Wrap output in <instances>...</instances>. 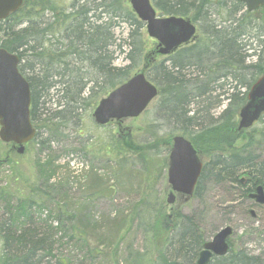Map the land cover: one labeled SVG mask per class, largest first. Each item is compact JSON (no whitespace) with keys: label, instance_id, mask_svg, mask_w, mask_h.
<instances>
[{"label":"trees","instance_id":"16d2710c","mask_svg":"<svg viewBox=\"0 0 264 264\" xmlns=\"http://www.w3.org/2000/svg\"><path fill=\"white\" fill-rule=\"evenodd\" d=\"M152 1L163 16L190 18L198 27L195 42L167 57L158 55L155 42L144 33V23L127 0H74L69 6L62 0H25L16 13L0 21V47L19 56V70L31 89L30 116L37 132L29 146L38 147L39 156L69 130L87 147L82 112L93 110L102 97L147 66V78L159 90L150 115L171 128L165 144L169 147L172 137L180 134L198 152L209 155L194 196L200 198L210 180L237 184L244 198L264 182V158L255 150L259 145L264 148V126L256 136L249 134L246 144L237 146L246 134L238 129V113L248 90L264 72V57L249 53L252 41L264 50V31L256 19L260 11L248 13L236 0ZM123 23L129 26L127 37L116 44V31ZM123 45L128 64L117 66L114 47L120 50ZM253 55L256 61L248 62ZM224 100L226 106L216 115ZM260 121L264 122V115ZM136 153L141 162L118 160L111 171L113 179L122 175L121 179L130 180L133 169L128 166L146 175L147 155L139 149ZM35 167L37 183L33 182L26 197L15 200L11 190L0 187V264H101L106 244L117 237L124 239V233H119L123 225L137 220L142 232L152 228L156 208L148 196L140 198L134 217L124 218L119 225V218H114L106 231L97 234L99 227L90 222L98 223L85 205L99 200L104 191L113 192L104 178L91 169L83 184L89 199L69 202L62 195L69 194L68 186L77 176L72 171L58 174L54 164L42 157ZM243 174L249 178L245 187L239 181ZM46 206L49 211L42 218L39 214L47 211ZM168 219L172 220L165 227L170 231L161 257L149 264H177V258L182 264H194L208 240L200 220L181 212ZM68 245L85 256H67L62 250ZM130 254L133 263L145 262L146 252ZM210 264H264V256L231 247L226 256Z\"/></svg>","mask_w":264,"mask_h":264},{"label":"rangeland","instance_id":"374dc122","mask_svg":"<svg viewBox=\"0 0 264 264\" xmlns=\"http://www.w3.org/2000/svg\"><path fill=\"white\" fill-rule=\"evenodd\" d=\"M73 1L62 0L65 6H69ZM256 16V19L259 18L257 20L258 26L264 31V9L260 10ZM128 30L129 26L123 23L116 31V36L119 38L116 44H122V40L127 37ZM252 44L249 53L254 51L264 57V50L260 51L261 48L257 42L252 41ZM114 49L115 64L117 66L128 64L125 59L126 52H124L127 51L126 46L123 45L120 50L117 47ZM256 58L253 55L248 58V62H255ZM156 100L137 118L111 122L106 126L95 125L92 117L94 109L86 108L82 112L86 131L84 135L82 134V138H89L87 147L81 146L79 140L76 139V133L71 134L69 130H65V139L53 140L51 146L48 147L50 149H46L39 156L38 147L30 145L23 155H18L15 152H10V145L0 140V162L5 161L4 159L9 155L7 161L0 164V187L11 190L16 196L15 200L26 197L33 182L37 183L36 178L38 176L35 164L38 158L42 157L54 164L58 174L72 171L73 175L77 176L74 177L75 179L72 177V185L71 187L68 186L69 194L63 193V199L69 202L73 199H80L84 202L89 199V193L87 190L85 191L83 184L88 180V172L93 169L95 173L99 174L98 176L104 178L107 187L113 189V192L104 191L99 200H91L89 204L85 205L88 213L93 215L94 220L98 223L90 222V224L99 227L97 234L106 231L114 218H119L117 223L119 225L124 218L134 217L140 206V198L142 197L144 200L151 196L156 209L153 212L154 219L151 222L150 231L142 232V229L138 227L137 220L123 225V230L119 233H124V239L117 237V239L110 241L112 243L106 244L104 247L106 257L101 264H135L129 258L131 256L130 251L146 252L143 264L159 260L170 231V228L165 227V223L172 220L168 219L173 218L170 215L174 216L178 212L199 219L201 229L208 235V240H211L222 227L231 226L233 234L229 238V243L233 250H244L251 255L264 256V206H257L249 199L240 198L237 184L216 183L208 180L200 198L195 196L184 198L177 195L174 205L167 203L168 192L170 191V186L167 183L169 147L165 144V140L170 137L168 133L171 128L154 120L150 115V110L157 102ZM226 104L227 101L224 100L216 111V115L222 112ZM238 121L239 116H237ZM263 126L264 122L259 120L252 128L246 130V134L240 138L237 146L246 144L248 135L256 136L258 130ZM90 138H92L91 141ZM90 142H92L91 146H89ZM138 149L142 155H147L149 168L146 169V175L142 172L139 173L138 167L128 166L133 169L130 180L121 179L122 175L113 179L111 171L117 167L118 160L133 159L135 162H141L137 157L139 153H136ZM255 150L264 158L262 146L259 145ZM199 152L203 163L208 162L210 159L208 153ZM61 166L63 167L59 168ZM240 174L241 172L238 175ZM20 190L21 192H18ZM19 194L21 195L17 196ZM48 207L46 206L47 211L44 214H39L42 218L47 215ZM250 209L255 211V217L249 214ZM96 236L91 237L93 248L97 246ZM76 248L74 245H68L66 250L62 251L67 256H80L82 259V256H85L84 252L81 253L82 250L78 251ZM177 264L182 263L179 260Z\"/></svg>","mask_w":264,"mask_h":264},{"label":"water","instance_id":"95a60500","mask_svg":"<svg viewBox=\"0 0 264 264\" xmlns=\"http://www.w3.org/2000/svg\"><path fill=\"white\" fill-rule=\"evenodd\" d=\"M246 6L248 12L264 8V0H238ZM131 8L139 20L145 23L148 36L158 42V52L169 55L180 46L196 38L197 28L189 18L157 14L151 0H129ZM23 0H0V20L16 12ZM19 57L0 48V140L12 144L18 154L25 153V145L36 134L31 118V91L28 81L19 72ZM158 96L157 87L144 73L138 72L126 82L111 91L100 100L93 112L96 124L106 125L112 120L123 121L137 118ZM264 113V73L251 86L247 102L239 112L238 129L250 128ZM203 163L200 154L189 140L181 135L172 139L168 160L167 181L171 187L167 203L175 202V194L191 197L202 173ZM248 176L243 175L239 181L246 184ZM256 203L264 205V183L249 195ZM255 216L254 211H251ZM231 227L222 228L211 241L204 244L199 253L197 264H209L211 258L228 253V237Z\"/></svg>","mask_w":264,"mask_h":264},{"label":"bare ground","instance_id":"6f19581e","mask_svg":"<svg viewBox=\"0 0 264 264\" xmlns=\"http://www.w3.org/2000/svg\"><path fill=\"white\" fill-rule=\"evenodd\" d=\"M250 58V57H249ZM247 61H248V59H247ZM228 88V87H227ZM241 184V183H240ZM241 186L242 187H245L246 186V184H241ZM253 192V190L252 191H250V192H248V194L244 197V198H242V199H248L249 198V195L251 194ZM240 194V193H239ZM241 198V197H240ZM201 225V224H200ZM200 251V250H199ZM199 253V252H198ZM177 260H180V258H177Z\"/></svg>","mask_w":264,"mask_h":264},{"label":"flooded vegetation","instance_id":"af4514ba","mask_svg":"<svg viewBox=\"0 0 264 264\" xmlns=\"http://www.w3.org/2000/svg\"><path fill=\"white\" fill-rule=\"evenodd\" d=\"M258 206V205H257ZM202 250V249H201Z\"/></svg>","mask_w":264,"mask_h":264}]
</instances>
